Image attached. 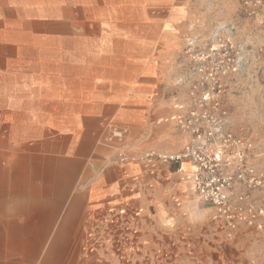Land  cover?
Wrapping results in <instances>:
<instances>
[{
	"label": "rangeland",
	"instance_id": "374dc122",
	"mask_svg": "<svg viewBox=\"0 0 264 264\" xmlns=\"http://www.w3.org/2000/svg\"><path fill=\"white\" fill-rule=\"evenodd\" d=\"M221 61L226 128L252 141L251 164L264 178V1L0 0V101L25 99L21 108L34 116L20 120L24 142L44 139L47 129L71 137L82 120L62 211L82 197L71 240L83 245L66 252L69 263L264 264V235L225 226L188 185L176 193L159 179L157 204L143 193L130 202L129 167L154 149L138 150L161 145L165 134L156 148L174 151L187 80H209ZM48 87L72 98L38 92ZM65 101L69 108L56 106ZM2 106L0 134L13 145L18 120ZM161 166L149 170L160 175ZM251 191L264 209V186ZM151 225L157 239L146 232Z\"/></svg>",
	"mask_w": 264,
	"mask_h": 264
},
{
	"label": "bare ground",
	"instance_id": "6f19581e",
	"mask_svg": "<svg viewBox=\"0 0 264 264\" xmlns=\"http://www.w3.org/2000/svg\"><path fill=\"white\" fill-rule=\"evenodd\" d=\"M38 92L72 98L70 92L56 87L40 88ZM22 100L25 101L18 98L8 105L6 100L0 101V107L8 106L12 117L18 120V128L11 130L13 145L8 144L3 132L0 134V264H72L65 254L83 245L71 240V223L82 212V197L73 196L63 211L62 207L73 172L68 155L80 152L77 143L82 120H74L71 137L47 129L42 132L44 139L24 142L20 120L26 117L31 122L34 115L23 111ZM56 106L65 110L69 103L65 101ZM57 128L66 131L67 122L58 124ZM70 138L76 145H67ZM98 188V184L94 185L89 193L92 195Z\"/></svg>",
	"mask_w": 264,
	"mask_h": 264
},
{
	"label": "built area",
	"instance_id": "2783aa9c",
	"mask_svg": "<svg viewBox=\"0 0 264 264\" xmlns=\"http://www.w3.org/2000/svg\"><path fill=\"white\" fill-rule=\"evenodd\" d=\"M206 59L202 55L201 62ZM223 64L218 62L214 71L206 73L209 80H187V102L176 119L177 129L187 137L184 148L174 153L150 151L145 157L166 163L190 162L192 184L202 204L214 208L225 226L244 224L264 235V209L256 204L251 191L264 186V178L251 164L252 141L226 128L227 112L222 103L225 89L219 80L226 69Z\"/></svg>",
	"mask_w": 264,
	"mask_h": 264
},
{
	"label": "crops",
	"instance_id": "0c3cea01",
	"mask_svg": "<svg viewBox=\"0 0 264 264\" xmlns=\"http://www.w3.org/2000/svg\"><path fill=\"white\" fill-rule=\"evenodd\" d=\"M183 98H184V94L179 92L177 93V97L175 100L178 99L179 102H182L184 100ZM177 104L178 103L175 104L176 105L175 107H178L179 104L178 105ZM173 138L175 141H174V146L171 149H174V151H163L160 148L159 149L156 148V147H161L163 144H165L167 140L166 135L162 134L160 138L161 139L160 143L162 142L163 143L161 145L159 144L147 145L139 149L138 152L147 149H152V150L157 149L155 150L157 152H170V153L181 151L184 148L187 141L186 135L183 133H173ZM139 165L143 167V170H141ZM155 166H161L162 173L160 172V175L158 173L149 170L150 168L152 169L155 168ZM192 170H193V166L191 165V163L185 160L179 163H166V162H161L155 158H145L142 161L137 162L136 165L129 167V173L135 177L134 183L128 189L130 192H132V198L130 199L131 200L130 202L133 203H137L138 201L140 202L141 199L140 194L143 193L144 195L146 194L147 196L146 198L149 201V204H157V200L155 199L156 186L159 179H161L165 184L168 182L169 183L173 182L175 184L174 186L176 187L175 190L176 193H182L183 190L188 185L189 187H191V191L195 194L197 202L201 203L192 184V178H191ZM155 228L156 227L154 225H151L148 226L146 230V232L151 237H153V239L154 238L157 239L158 237L161 236V233H158L159 231L157 232Z\"/></svg>",
	"mask_w": 264,
	"mask_h": 264
}]
</instances>
